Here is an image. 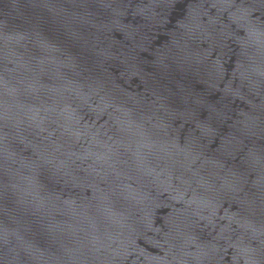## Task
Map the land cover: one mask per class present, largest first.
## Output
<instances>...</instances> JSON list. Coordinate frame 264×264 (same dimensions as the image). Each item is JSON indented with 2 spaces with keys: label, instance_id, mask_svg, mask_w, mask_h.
Segmentation results:
<instances>
[{
  "label": "water",
  "instance_id": "water-1",
  "mask_svg": "<svg viewBox=\"0 0 264 264\" xmlns=\"http://www.w3.org/2000/svg\"><path fill=\"white\" fill-rule=\"evenodd\" d=\"M0 264H264V0H0Z\"/></svg>",
  "mask_w": 264,
  "mask_h": 264
}]
</instances>
